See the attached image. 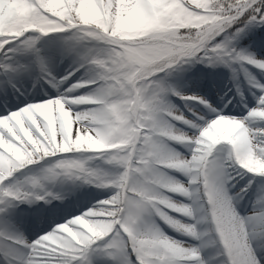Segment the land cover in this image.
I'll return each instance as SVG.
<instances>
[{
	"label": "snow or ice",
	"instance_id": "snow-or-ice-1",
	"mask_svg": "<svg viewBox=\"0 0 264 264\" xmlns=\"http://www.w3.org/2000/svg\"><path fill=\"white\" fill-rule=\"evenodd\" d=\"M258 28L264 0H0V264H264ZM197 64L244 115L171 83ZM38 202L29 240L11 214Z\"/></svg>",
	"mask_w": 264,
	"mask_h": 264
},
{
	"label": "rangeland",
	"instance_id": "rangeland-1",
	"mask_svg": "<svg viewBox=\"0 0 264 264\" xmlns=\"http://www.w3.org/2000/svg\"><path fill=\"white\" fill-rule=\"evenodd\" d=\"M256 31L264 29H255ZM255 32V31H254ZM261 38V37H260ZM241 46L245 48H249L250 51L255 52L257 55H264L261 53V51H264V46H262L261 41H250L248 43H244V41L241 42ZM72 61L68 58L63 59L61 62H58L55 70L59 74H63L64 72L71 69ZM220 77V78H219ZM27 80L23 82V88L27 89V92L30 93L33 91V85H26ZM171 83H173L174 86L178 88L181 92L185 94H191L197 93V92H203L205 93L206 97L213 102L214 104L220 105L222 108L224 107V104L227 103V100L233 96H235V87L233 86L232 81V75L231 72L224 68V67H217V68H207L204 65H194L189 67L186 71L177 73L174 77L171 78ZM209 84V85H208ZM21 85H17V87H20ZM209 86V87H208ZM246 88V86H244ZM10 91H12L10 89ZM44 91H47L45 88ZM210 92V94H208ZM14 96H16V101L21 100V97L19 93H13V99ZM28 95L22 97V99H27ZM216 98V99H215ZM223 98V100H222ZM239 97L235 96V99L232 100L231 104H228L227 108L224 109V111L229 115H244L246 112V109L243 108V106L239 103ZM248 99L251 100V97L248 96ZM173 102L178 107H183V102L180 101L178 98L173 97ZM254 103V102H253ZM251 106V104H249ZM14 110V109H13ZM2 114V113H0ZM249 177H245L241 179L239 176H237V180H239V183L237 184L236 188L233 189V191H238L240 187H242ZM70 184V182H69ZM68 184H65L63 186L58 185L56 187V190H60L61 187H67ZM105 193L100 190L96 189L89 185H84L80 187L74 194L72 198H80V199H90L92 197L95 198H102ZM251 199V193L247 197H245L244 201H242V204H244L246 207H248V201ZM94 202V201H92ZM61 203V201H52V204H58ZM40 204H43V202H38L37 204H20L17 206V208L13 211L11 214V220L10 223L16 227L20 232H22L29 240L34 239L37 235L41 234L42 231L48 227L46 223H41L40 221L35 219V226L39 230L36 233H34L32 236H29L27 233V230L29 225L27 224L26 227L24 223L20 222L18 219V212L26 211L29 209H36L40 206ZM45 207H51V205H45ZM35 213V212H33ZM4 223L0 222V227H3ZM171 231V230H169Z\"/></svg>",
	"mask_w": 264,
	"mask_h": 264
},
{
	"label": "trees",
	"instance_id": "trees-1",
	"mask_svg": "<svg viewBox=\"0 0 264 264\" xmlns=\"http://www.w3.org/2000/svg\"><path fill=\"white\" fill-rule=\"evenodd\" d=\"M261 33H264V31H260V32H255V35L251 38L252 40H259L261 37ZM250 40H245L244 43H248L249 44Z\"/></svg>",
	"mask_w": 264,
	"mask_h": 264
},
{
	"label": "bare ground",
	"instance_id": "bare-ground-1",
	"mask_svg": "<svg viewBox=\"0 0 264 264\" xmlns=\"http://www.w3.org/2000/svg\"><path fill=\"white\" fill-rule=\"evenodd\" d=\"M262 54H264V51H261Z\"/></svg>",
	"mask_w": 264,
	"mask_h": 264
}]
</instances>
